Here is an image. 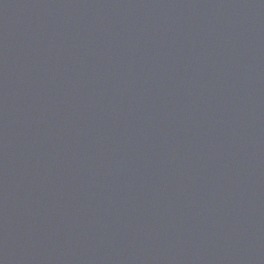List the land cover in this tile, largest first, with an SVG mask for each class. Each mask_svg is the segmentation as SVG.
<instances>
[{
  "label": "water",
  "instance_id": "95a60500",
  "mask_svg": "<svg viewBox=\"0 0 264 264\" xmlns=\"http://www.w3.org/2000/svg\"><path fill=\"white\" fill-rule=\"evenodd\" d=\"M0 264H264V0H0Z\"/></svg>",
  "mask_w": 264,
  "mask_h": 264
}]
</instances>
